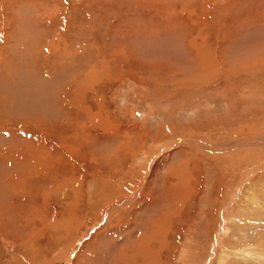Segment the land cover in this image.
I'll return each mask as SVG.
<instances>
[{
    "label": "rangeland",
    "instance_id": "obj_1",
    "mask_svg": "<svg viewBox=\"0 0 264 264\" xmlns=\"http://www.w3.org/2000/svg\"><path fill=\"white\" fill-rule=\"evenodd\" d=\"M0 264H264V0H0Z\"/></svg>",
    "mask_w": 264,
    "mask_h": 264
},
{
    "label": "bare ground",
    "instance_id": "obj_2",
    "mask_svg": "<svg viewBox=\"0 0 264 264\" xmlns=\"http://www.w3.org/2000/svg\"><path fill=\"white\" fill-rule=\"evenodd\" d=\"M50 48V47H49ZM82 101V100H81ZM104 121V120H103ZM95 123H97L96 121H95ZM146 256V255H145ZM151 258V257H150ZM150 261V260H149ZM122 262V261H121ZM118 263V262H117ZM148 263V262H147Z\"/></svg>",
    "mask_w": 264,
    "mask_h": 264
}]
</instances>
